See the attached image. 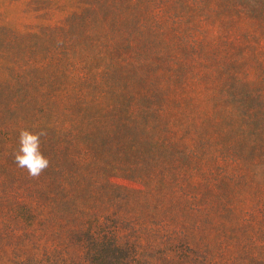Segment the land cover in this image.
Wrapping results in <instances>:
<instances>
[{"label":"rangeland","instance_id":"374dc122","mask_svg":"<svg viewBox=\"0 0 264 264\" xmlns=\"http://www.w3.org/2000/svg\"><path fill=\"white\" fill-rule=\"evenodd\" d=\"M195 6L0 0V264H264V0Z\"/></svg>","mask_w":264,"mask_h":264},{"label":"trees","instance_id":"16d2710c","mask_svg":"<svg viewBox=\"0 0 264 264\" xmlns=\"http://www.w3.org/2000/svg\"><path fill=\"white\" fill-rule=\"evenodd\" d=\"M155 7L159 17L167 22L176 21L182 24L191 34H198L199 18L196 11L195 0H144ZM97 81L102 79L97 75ZM61 86V85H60ZM108 89L104 88L106 92ZM99 102H92V113L97 121H102L104 107ZM108 105V104H107ZM106 107V106H105Z\"/></svg>","mask_w":264,"mask_h":264},{"label":"clouds","instance_id":"9594fccd","mask_svg":"<svg viewBox=\"0 0 264 264\" xmlns=\"http://www.w3.org/2000/svg\"><path fill=\"white\" fill-rule=\"evenodd\" d=\"M47 135L46 130L39 131L23 128L19 131V147L13 152L16 165L27 171L29 177L38 179L50 166V160L41 151V137Z\"/></svg>","mask_w":264,"mask_h":264}]
</instances>
